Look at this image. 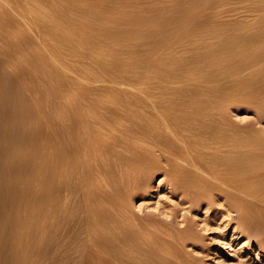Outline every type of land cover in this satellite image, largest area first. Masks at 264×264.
<instances>
[{"label": "rangeland", "instance_id": "1", "mask_svg": "<svg viewBox=\"0 0 264 264\" xmlns=\"http://www.w3.org/2000/svg\"><path fill=\"white\" fill-rule=\"evenodd\" d=\"M77 1L54 2L76 12V17L86 13L81 15L85 20L80 21L81 27L76 23L82 18L73 14L69 18L78 20L73 22L76 26L72 28H78L74 30L80 31V27L87 37L96 35L98 42L93 40L92 49L88 46L91 50L85 51L86 46L81 47L77 40V45L65 42L63 46L54 39L60 33L52 31L55 17L48 6L36 7L31 0H0V195L10 193L24 200L18 205L20 210L13 205L18 210L7 209L0 215L4 264H10L7 257L14 244L22 258L20 264H114L115 255L103 250L101 238L116 241L121 237L120 227L133 230L132 237H140L137 247L145 255H135L143 256L141 260L148 264H264V227L253 235L252 224L242 225L238 199L246 198L218 186L206 174L202 159L207 161L214 146L207 148L204 137L178 117L181 104L194 107L211 96H228L233 101L221 105L222 117L234 130H252L264 144V117L242 101L250 90H235L236 84L245 81H254L255 86L264 82V53H202L206 50L188 45L178 49L170 45L171 32L151 33L150 43L131 37L128 41L135 48L128 41L123 44L129 47H115L116 37L104 34L101 27H113L120 20L108 24L107 19L123 9L127 15L137 11L168 16L163 9L172 7L174 0ZM98 4L103 19L90 18ZM252 22L243 27L249 28ZM257 55L260 57L253 61L251 57ZM195 56L207 58L198 63ZM67 126L72 128V142L54 132L61 133ZM64 149L69 152L60 154ZM145 153L149 158L133 165V159ZM198 156L203 158L197 160ZM25 158L29 162L21 168ZM51 164L57 170L47 196L43 183L47 180L45 168ZM251 172L250 182L264 185V169ZM14 175L19 181L12 184ZM32 176L35 181L28 184ZM25 200L40 201L42 212L24 210ZM158 203L162 205L158 213L148 211ZM169 209L173 216L166 220L163 217ZM4 219L23 220L27 236L19 235L16 227L3 230ZM90 225L97 226L96 231Z\"/></svg>", "mask_w": 264, "mask_h": 264}, {"label": "bare ground", "instance_id": "2", "mask_svg": "<svg viewBox=\"0 0 264 264\" xmlns=\"http://www.w3.org/2000/svg\"><path fill=\"white\" fill-rule=\"evenodd\" d=\"M27 1L29 2V0H27ZM54 1L56 2V0H47V1L46 0H31V3L34 2V5L36 3V7H39L41 4L48 6L51 9L52 13L54 14V15L53 14L52 15L55 17L54 18L55 24L53 23L55 25V27H52V31L60 33V35H56L57 38H54V39L55 40L56 39L61 40L63 43L60 41L59 44L61 43V44H63V46L66 45L65 42H71L72 43V42L77 40L78 42L80 41L79 45H81V47L84 45L86 46L84 49L85 51L88 48V46L92 49V47H93L92 45L94 43L96 44L95 41H97V39H96V35H94L95 38L94 37L91 38V36L87 37V36H89V34H87V32H85V34L82 32V30L80 28L82 22H80V21L84 20L82 18L83 16H81L83 13L82 14L80 13V15H78L79 17L77 16L78 19H81V18L82 19L79 21L77 20L79 23H76V24H78V25L80 24V27H79L80 31H76V30H78V28H72L73 24H74V26H76L75 23H73L76 21V20L74 21L75 18L72 20H71V18H69V16H72L70 14L74 15V13H76V12L72 11L71 9L60 7L59 5L55 4ZM58 3H60V2H58ZM69 3H70V1H69ZM71 3H72V1H71ZM37 4H40V5L37 6ZM60 8H62V9H60ZM87 8H89V7H87ZM104 9L106 10V8H104ZM90 10L91 9H89V11ZM163 10H165V13L168 14V16L163 15L164 17H162V16L160 17V15L156 16V14H154L155 12L153 14H152V12L148 14V13H141V12H137V11H135L133 13L131 11V13L129 12L130 14L127 15L128 14L127 11L125 12L123 9V11L120 10L122 12H118L116 14V17H115V15H113L114 14L113 13L112 15L114 16V18H113V16H111V18H109V19L105 18V20L107 19V22L109 20L108 24H110L111 22H113L111 24H116L115 22L120 20V23L118 21V23H119L118 25L116 24L113 27H109V28L107 27L106 29H104V26L101 28H103L104 34L108 33V34H111V36L116 37V39L114 38L116 41L115 47L117 45L118 46L121 45L123 47V45H125V43L123 44V42H125V41L127 42L128 39H130L131 37L132 38L135 37V39L142 40V43L143 42L147 43L150 41L147 39L148 36H153V35H151V33H153V32H166V33L171 32L172 38L169 40L170 45H175V46H177V48L178 47L183 48V47L188 45L189 47L191 46V47L195 48L196 50H198V49L206 50V51L201 50V51H204L202 53H205L207 51L211 52V53L220 52V51L226 52V53H232L235 51H244V50H249L252 53L257 52L258 54H261V55L264 53V0H174V4L172 7H170L169 9L164 8ZM86 11H88V10H86ZM102 11H103V8H101L100 5L98 7L97 6L93 7L90 18L103 19L101 17ZM36 13H38V12H36ZM84 14H86V13H84ZM38 15H40V14H38ZM87 15H85V16H87ZM85 19H87V18H85ZM41 20H42V18H41ZM41 20H39V21H41ZM251 20L253 21L252 22L253 24L251 23L252 27H251V24H250L249 28L243 27V25H246V23H248ZM98 21H100V20H98ZM101 21H103V20H101ZM95 23L96 22H93L94 25H96ZM48 24L51 26L50 22H48ZM83 26L87 27V28L89 27L88 24L87 25L83 24ZM122 26L123 27L126 26V28H121ZM89 28H91V27H89ZM74 29H76V30H74ZM91 29H93V28H91ZM101 30L99 31V29H98L96 32L99 33V32H101ZM53 32L51 34H54ZM86 34H87V36H86ZM90 34H91V32H90ZM48 37H46L47 40H48ZM53 37H55V36H53ZM49 38H51V37H49ZM110 38H109V40H112ZM93 40H94V43L92 44ZM143 40H145V41L148 40V41L145 42ZM78 42H77V44H78ZM129 42H130V40L128 41V43ZM57 43H58V40H57ZM57 43H56V45H58ZM74 43L76 44V42H74ZM133 43H129V44L131 45ZM50 44H52V43H50ZM113 44L114 43H112V45ZM134 44L131 45L130 47L132 48L134 46V48H135L136 46ZM138 45H140V43ZM60 46H57V47L60 48ZM127 46L129 47V45H127ZM148 46H149V44L147 45V47ZM188 46H187V48H188ZM76 47H78V46H76ZM76 47H74V48H76ZM81 47H80V49H81ZM174 47H173V49H174ZM90 48H88V49H90ZM108 49L109 48H107V50ZM112 51H113V49L111 50V52ZM187 51H188V49H187ZM74 52H76V51H74ZM128 52H130V51H128ZM134 54H136V52ZM80 55H83V54L80 53ZM189 56H191V55H189ZM259 57L257 55L255 57L252 56L251 58H253V61H254V60H258ZM206 58L200 56V57H196L194 61L199 63L201 60L203 61V59L206 60ZM187 59H189V58H187ZM143 60H145V59L143 58ZM214 60H212V61H214ZM163 61H165V60H163ZM168 61H170V60H168ZM176 61L175 62L173 61V63L175 64ZM220 61H222V60H220ZM166 62H167V60H166ZM227 63H229V62H227ZM176 64H178V63H176ZM180 64H182V63H180ZM195 64H197V63H195ZM193 65H194V63H193ZM146 66L148 67V65H146ZM163 66H164V64H163ZM197 66H198V64H197ZM154 67H155V65H154ZM154 67H153V70H154ZM150 68L148 70H150ZM150 72H151V70H150ZM255 83H254V81H245L242 83H238L235 86V90L236 91L238 89L241 91H243L244 89L250 90L246 94V96H244L242 98L243 99L242 101H244L246 103L248 102L249 104H251L252 107H255L256 109H258L260 115L264 117V82H262L258 86H255L254 85ZM160 96H162V95H160ZM212 97L213 96H211V98L209 97L207 99L204 98L205 100H203L201 102L202 105L201 104L196 105L195 101H194V103H192V104H195L194 107L190 106V105L187 106V105H185L186 103L183 105L179 104L181 111L179 110L178 113H180V114H178L179 116L176 114V117L177 116L180 117L179 119L182 118L183 121L181 120V122H184L185 124L188 123V125H189V123H190V125H192L191 126L192 129H190V130L191 131L193 129L197 130L199 132L198 134L204 137V141H205L206 146L207 145H210L212 147L214 146L213 150L212 149L210 150V151H212L211 154H209L210 152L208 153V151H207V153L209 155L206 153L208 155V157H207L208 159L206 162H205V160L203 161V159H205L206 157L203 158V157L198 156L197 160H201V158H203L201 165L204 166L206 174L214 182H216V184L218 186H223V188L228 189L230 191V193L234 192V194L237 193V194L246 198V199H243V198L238 199L240 201L239 214L243 219L242 225H244L245 228H247L248 223L252 224L250 227V230L251 229L253 230V231L251 230V232L252 233L254 232L253 233V235H254V234L258 233L259 228L264 227V185L259 180H258L259 182H257V181L256 182H250L251 177L254 176V174L251 172V170H253V169H258V170L264 169V144H262V142L259 141V139H257L255 137L252 130H250V131L249 130H247V131L239 130L238 131L236 129L237 130L236 131V130L232 129L229 126V123L222 117L223 112L221 111V108H220L221 105H223L224 103H227L229 101L232 102L233 101L232 98H227L228 96L223 97L220 95H218V96L216 95L215 98L214 97L212 98ZM165 99H167V98H165ZM176 99L179 100L180 98L179 99L176 98ZM167 101H169V100H167ZM239 101H241V99ZM156 102H158V101H156ZM160 102L162 103V101H160ZM170 102H172L171 99H170ZM23 104H21V105H23ZM162 104H164V103H162ZM175 104H173V105L175 106ZM171 105L172 104H170V106ZM166 106H164V107H166ZM173 110L174 109H172V111ZM157 111H160V110H157ZM168 119H170V118H168ZM184 123H182V124L184 125ZM76 124H77V122H76ZM178 126H181V123ZM197 127H198V129H197ZM176 128H178V127H176ZM179 129H180V127H179ZM54 132L56 133L55 135H57V137L60 139L64 138L66 140H69V142L71 141L70 139H72L71 138V134H72V128L71 127L67 126V128H64L63 132L61 131V133H60V131H59V133H57L55 130H54ZM53 136H54V134H53ZM51 138H53V137H51ZM54 138H55V136H54ZM192 141H194V140H192ZM53 142H51L52 143L51 145H53ZM152 143H153V141H152ZM192 144H194V143L192 142ZM206 146H205V148H206ZM212 147L207 146V148H212ZM241 149H244V151L241 152ZM18 150H19V148H18ZM65 151H66V149L62 150L60 154H65L66 152H69V151H66V152ZM147 154H149V152ZM206 154H204V155H206ZM19 155H21V153ZM141 155H138L136 158L133 159V161H132L134 163L133 165L137 166V164H141L142 162L146 161L149 158V157H147L148 155L146 156V153L143 154L142 156ZM201 155L203 156V154H201ZM21 161H22V159H21ZM21 161H20L21 164H19V165L22 168V167H24V163L29 162V158L26 159V161L25 160L23 162H21ZM54 161H56V160H54ZM51 163H53V162H51ZM61 163L62 162H60V164ZM54 164H51V165L47 166V168H45V169H47L46 174H45V175H47V177L45 176L47 178V180L43 184L47 185L48 190H47V192H45L47 196H48V193L50 192V190H52L51 187H53V186H52L51 182H53V181H51V180L55 179L54 178V171L57 170V169H55ZM36 172H37V170H36ZM36 172H35V175L39 172V170L37 173ZM215 173H218L217 177L212 176ZM16 175H18V173ZM16 175H14L15 177H13V179H12V182H11L12 184L16 183L18 180L17 178L19 176H16ZM258 176H260V175H258ZM261 176H263V175H261ZM28 179H27L28 184H32L31 182L34 183V181H35L33 176H32L31 180H30V178H28ZM27 182H26V184H27ZM28 184H27V186H28ZM49 184L51 185V187ZM209 185L213 186V184H209ZM8 188L10 189L9 185H8ZM8 191H10V190H8ZM222 192H224V191H222ZM49 195H50V193H49ZM26 196H27V194H26ZM232 196L234 198H237V196L236 197L234 195H232ZM49 197L51 198L52 196H49ZM50 198H48V199L50 200ZM23 199H24V197H23ZM36 200H38V199H36ZM36 200H32L33 202H31V203L28 200L29 201L28 203L30 205H28L27 201L25 200L26 202H24V204H23L24 210L28 209L29 212L30 211L32 212V214H33V212H35L36 214L41 213L42 212V207H41L42 205H41L40 201L38 204ZM23 201L24 200H21V197H19V199H18V197H15L14 194L11 195L10 193H7V195H3V194L0 195V215H2L4 212H8V211H6L7 209L11 210V208H13L15 210V208H14L15 205L17 208H19L18 205H22L21 203H23ZM254 202L262 204V205L260 207H258ZM13 209L11 211H13ZM16 210H18V209H16ZM19 210H20V208H19ZM24 213H25V211H24ZM86 213H87V211H86ZM90 213H92V211ZM94 215H91V216H94ZM88 216L90 218V215H88ZM88 216H87V218H88ZM94 217L96 218V216H94ZM18 219H16V221H14V222L12 220L7 222V220L4 219L5 221L4 220L3 221L5 223V227H3V230H4V228H5V230H7V229H11L13 227H16L19 229V235H21L23 237L27 236L28 233H27V230L24 229L25 226L23 224L24 223L23 220L19 221ZM92 220H93V218H92ZM30 223H33V222H30ZM28 225H29V223H28ZM97 225L101 227L100 224H97ZM27 226H26V228H27ZM89 227H90L89 229L92 231L97 229V226H95V225H90ZM102 229H104V227ZM118 229H119L118 232L119 231L121 232V237H118V239H116V241H115V239L113 241V238H111L112 240L109 239L110 237L109 238L108 237L107 238H104V237L101 238L102 242H103V246H101V247L103 248V250H105L106 252H112L115 255L114 260H113L114 264H148L146 260H143V261L141 260V259H143L141 257H143L145 254H143V252L141 253V251H140L141 247L138 248L140 244L137 245V243H139L140 237L139 238L135 237L136 239L134 238V236L132 237L134 232H133V230L131 231L129 228L120 227ZM30 230H32V229H30ZM111 231H112V229H111ZM107 233H108V231H107ZM103 239H105V240L103 241ZM1 243H3V242L2 241L0 242V246H1ZM8 245H10V244L8 243ZM16 246H18V245H16ZM16 246L14 244L13 247L15 248ZM124 247H126L127 249L129 248L128 252H126V250L125 251L123 250ZM14 248H13V252L11 251V254L7 257V260H8V262H10V264H20L19 261L21 262L22 258L20 255H18V252H17L18 247H16L15 250H14ZM135 253H139V255L141 253V254H143V256L138 255V258H137ZM139 257H140V259H139ZM5 261H6L5 256H3V254H1V252H0V264H4Z\"/></svg>", "mask_w": 264, "mask_h": 264}, {"label": "clouds", "instance_id": "3", "mask_svg": "<svg viewBox=\"0 0 264 264\" xmlns=\"http://www.w3.org/2000/svg\"><path fill=\"white\" fill-rule=\"evenodd\" d=\"M162 199L168 200L169 203H173L168 197H162ZM161 207H162V205L158 203L156 205V208L155 209H149L148 211L151 212V213H158L159 212V209ZM172 216H173L172 210L169 209L163 218L166 219V220H171L172 219Z\"/></svg>", "mask_w": 264, "mask_h": 264}]
</instances>
